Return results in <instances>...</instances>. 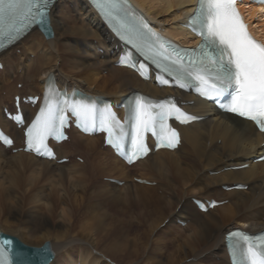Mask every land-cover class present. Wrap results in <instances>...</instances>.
<instances>
[{
	"label": "bare ground",
	"instance_id": "bare-ground-1",
	"mask_svg": "<svg viewBox=\"0 0 264 264\" xmlns=\"http://www.w3.org/2000/svg\"><path fill=\"white\" fill-rule=\"evenodd\" d=\"M131 1L171 38L187 45L197 42L181 26L195 0ZM243 7L249 19L260 10ZM252 24L264 37V18ZM45 25L50 37L35 26L0 51V108L12 103L14 95L40 91L44 77L53 73L59 86L117 102L132 91L154 97L175 94L192 100L188 110L204 118L180 127L176 149L149 153L130 166L101 145V136L72 129L68 140L56 146L57 158L68 157L63 163L20 150L11 153L0 144V232L25 264H227L228 230L264 228V161H253L262 153V134L251 122L219 113L195 96L156 87L115 66L111 50L117 41L85 0H55ZM8 74L22 82L20 89L9 85ZM23 107L32 114L33 109ZM0 124L17 147L21 131L1 112ZM77 154L82 161H75ZM244 163L247 167L229 168ZM137 166L144 170L137 178L157 181L158 187L132 182L131 170ZM100 173L125 182L98 184ZM237 183L247 187L218 189ZM189 192L225 202L200 212L186 199Z\"/></svg>",
	"mask_w": 264,
	"mask_h": 264
},
{
	"label": "rangeland",
	"instance_id": "rangeland-1",
	"mask_svg": "<svg viewBox=\"0 0 264 264\" xmlns=\"http://www.w3.org/2000/svg\"><path fill=\"white\" fill-rule=\"evenodd\" d=\"M73 3H70L68 6L70 7V8H72L73 6ZM52 38V37H51ZM101 51V50H100ZM17 52L19 53V50L17 49ZM3 69V64H2V68L0 69V71ZM101 74L104 76V75H106L107 74V70H102L101 71ZM8 76H10V74H8ZM14 75L11 77H9L8 79L10 80H8L9 82V85H11L12 86V88L14 89V88H17V89H20L21 87H22V82H20L19 80H18V82H17V78H15L14 79ZM11 78V79H10ZM21 84V87H17V84ZM3 92H4V90H2ZM38 90H32V91H27V93H36ZM9 104H10V102H9ZM217 142H219V140L217 141ZM69 150H72L73 149V147L70 145V143H68V147H67ZM9 151H10V149H9ZM12 153V152H11ZM15 153V152H14ZM81 156H82V154H80ZM79 154H77V155H75V157H74V159H75V161H79L77 158H80L81 160H83V158L80 156ZM68 158V157H67ZM80 163H82V162H80ZM136 168H138V169H136ZM133 167V169L131 170V177H130V180L132 181V182H135V183H137L135 180H134V178H137V176H139V175H142L141 173H143V171L141 170V169H139V167L137 166V167ZM134 170V171H133ZM138 170V171H137ZM135 171H137V172H135ZM102 174H104V173H100V174H98L97 175V183L99 184V183H101V182H110L111 183V181H109V179L108 178H111V177H108V176H102ZM154 179V178H153ZM122 182H125L124 180H121ZM95 182V183H96ZM150 183L151 182H154V184H146L147 186H151V187H158V185H157V181H149ZM112 183H114V182H112ZM114 184H117L118 186H122L123 185V183L122 184H118V183H114ZM137 184H139V183H137ZM141 185H144L145 186V184L144 183H140ZM218 189H222L221 188V185H219L218 186ZM223 190V189H222ZM242 190H245V189H242ZM225 191V190H224ZM158 194H161V195H165V193H161L159 190H158V192H157ZM192 197H195V198H198V199H206V198H201V196H200V194H198V193H194V192H189L188 193V195H187V197H186V199L189 201V202H192L191 201V198ZM193 203V202H192ZM221 205H223V203L221 204ZM217 206H220V205H217ZM173 217V216H172ZM177 222V221H176ZM183 222H185V221H183ZM186 223V222H185ZM176 224H178L179 225V223L177 222ZM180 226V225H179ZM182 227H184L185 226V224L184 225H181ZM214 262H211V264H213Z\"/></svg>",
	"mask_w": 264,
	"mask_h": 264
},
{
	"label": "water",
	"instance_id": "water-1",
	"mask_svg": "<svg viewBox=\"0 0 264 264\" xmlns=\"http://www.w3.org/2000/svg\"><path fill=\"white\" fill-rule=\"evenodd\" d=\"M41 32L43 35L48 38L51 36L49 29L46 27L45 24L41 26ZM1 240L3 245L8 249L12 264H25L23 261V256L19 253V251L13 246L12 242L8 239L5 234H1ZM36 258V257H35Z\"/></svg>",
	"mask_w": 264,
	"mask_h": 264
}]
</instances>
